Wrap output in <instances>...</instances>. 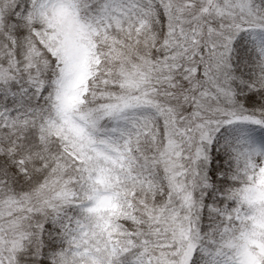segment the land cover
<instances>
[{
    "label": "snow or ice",
    "instance_id": "1",
    "mask_svg": "<svg viewBox=\"0 0 264 264\" xmlns=\"http://www.w3.org/2000/svg\"><path fill=\"white\" fill-rule=\"evenodd\" d=\"M0 264H264V0H0Z\"/></svg>",
    "mask_w": 264,
    "mask_h": 264
}]
</instances>
